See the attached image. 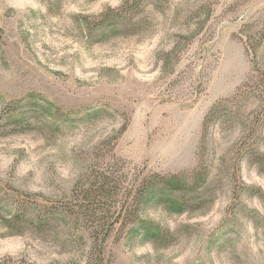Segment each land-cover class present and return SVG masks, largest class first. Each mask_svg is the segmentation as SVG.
Here are the masks:
<instances>
[{
  "label": "rangeland",
  "instance_id": "1",
  "mask_svg": "<svg viewBox=\"0 0 264 264\" xmlns=\"http://www.w3.org/2000/svg\"><path fill=\"white\" fill-rule=\"evenodd\" d=\"M123 1L0 0V264L84 263V222L37 230L12 202L68 199L112 151L189 180L150 190L104 264H264V123L249 121L261 93L212 122L194 173L206 112L264 67V38L246 50L264 0H137L132 20H102Z\"/></svg>",
  "mask_w": 264,
  "mask_h": 264
},
{
  "label": "trees",
  "instance_id": "2",
  "mask_svg": "<svg viewBox=\"0 0 264 264\" xmlns=\"http://www.w3.org/2000/svg\"><path fill=\"white\" fill-rule=\"evenodd\" d=\"M137 0H124L118 8H109L100 14L102 20H132ZM2 27L0 26V38ZM264 35L254 41H248L246 50L255 55ZM251 86L238 88L230 97L216 101L206 112L202 129L204 138L200 144L198 167L194 169L197 180L204 178L202 151L205 133L212 122L222 118L227 109L237 107V101L251 92H259L263 98L252 111L256 114L249 121L255 120L257 126L264 123V67L255 63L250 75ZM230 105V106H229ZM82 176L78 187L68 199L39 201L29 194L18 196L12 202L14 207L11 219L16 224L29 222L32 228L45 231L59 219L80 224L89 239L90 254L83 264H104L107 242L113 237L130 233L143 219V209L150 190L159 187H188L189 173H162L148 170L128 161L112 151ZM187 203L188 201L185 200ZM80 236H83L81 233ZM85 238V237H83ZM23 263V262H22ZM15 264V263H7ZM24 264H31L24 262Z\"/></svg>",
  "mask_w": 264,
  "mask_h": 264
}]
</instances>
